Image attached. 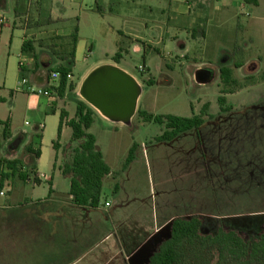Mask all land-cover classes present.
Masks as SVG:
<instances>
[{
	"label": "rangeland",
	"instance_id": "374dc122",
	"mask_svg": "<svg viewBox=\"0 0 264 264\" xmlns=\"http://www.w3.org/2000/svg\"><path fill=\"white\" fill-rule=\"evenodd\" d=\"M168 1L122 0L119 3L116 0L107 12L117 11L133 19L146 20L141 35L149 38L155 32L158 37L157 24L168 23L172 27ZM146 5L167 10L165 15H161ZM191 5L194 15L195 12H208L207 16L203 14L204 19L195 15V26L198 35L206 27L204 40L209 50L218 54L213 53L211 57L194 62L156 46L159 52L150 53L153 55L150 62L143 43H138L143 49L140 54L126 46L128 53L123 54L121 67H126L141 84L136 114L128 124L98 117L88 131L96 140V150L114 172L104 179L101 203L115 205V186L120 185L122 217L130 218L135 209L133 203L138 202L137 206L142 208L143 226L136 239L137 244L142 243L138 257L143 259L138 264H147L145 261L149 254L146 253L168 238L171 218L200 217L205 234L225 228L238 231L248 240L256 239L264 227V0H257V5L247 4L244 0H191ZM0 7L4 9L3 24L12 26L16 20V1L5 5L0 0ZM216 7L221 12L211 15ZM24 20L25 16L22 17ZM151 20H155L154 24ZM113 25L118 27L114 22ZM93 34L89 29L79 38L83 55L74 66L76 80L91 65L104 58L105 53H109L110 61H119L116 57L120 52L112 46H102L100 39L96 40L93 54L86 56L90 54L88 49L92 45ZM8 39V32L0 39V122L9 121L10 127L17 131L24 127L25 122L31 126L42 122L36 120L29 108L30 96L34 93L27 91V84L20 87L25 78L19 71L16 55L9 58ZM86 45H89L87 50ZM70 53L69 45L64 53L66 66L71 65ZM147 58L152 78L140 71ZM47 67L45 80L51 81L53 70ZM223 67L231 71V78L237 85L224 84L220 77ZM200 70L211 73L205 84L196 81ZM5 80L8 88L3 89ZM16 83L19 91L15 90ZM220 97L225 98L223 106H231L233 111L221 114ZM66 103L65 109L73 116L77 102L69 98ZM139 112L153 116L199 117L207 125L202 130L201 140L197 132L191 130L172 141L160 142L158 139L167 131L166 127L145 122ZM218 120L224 123L218 125ZM43 124L47 131L40 168L51 171L52 176L59 174V167L63 169L72 163L74 150L84 141H73L72 130L66 128L59 140L63 149L54 171L52 143L58 141V133L50 122ZM3 128L0 125V133ZM13 143L14 140L3 142V154L14 151L10 150ZM20 145L18 160L30 171L36 159L27 153L28 145L22 141L17 147ZM131 149L134 150V160L123 171ZM0 158L3 159L1 154ZM58 176L57 183L65 189L67 179ZM16 179L12 180V186ZM44 186L49 187V184ZM117 242L113 234L96 247L97 252ZM112 253L116 255L117 251L112 248ZM209 259L207 256L206 260ZM204 260L198 264H205L207 261ZM215 263L212 261L211 264Z\"/></svg>",
	"mask_w": 264,
	"mask_h": 264
},
{
	"label": "crops",
	"instance_id": "0c3cea01",
	"mask_svg": "<svg viewBox=\"0 0 264 264\" xmlns=\"http://www.w3.org/2000/svg\"><path fill=\"white\" fill-rule=\"evenodd\" d=\"M13 1L2 0L5 5ZM15 1L16 20L12 26L11 24L0 26V39L5 32H8V47L11 51L9 58L13 59L14 55L18 58L19 71H22L24 80L27 81V88L36 87L41 90H51L53 96L47 98L43 95H36V93L31 95L29 108L35 114L36 120L38 119L42 123L31 126L27 122L28 126L24 125L17 131L10 127L11 138L5 142L14 140L13 147L10 149L14 151L3 154L0 149L2 158L7 160H18L17 155L22 146L17 147L19 139H22L24 145H31L33 150H40L41 156L35 160V166L37 174L43 176L39 179V185L33 182L24 183L19 179L14 180L12 191L5 198H0V264H109L110 262L138 264L143 259L138 257L142 243L137 244V239L143 226L142 208L137 206L138 202L132 204L135 209L130 213V218L122 217L123 209L120 208L122 206V200H120L122 188L117 185L118 190L114 191V196H117L115 205L106 203L109 204L107 207L106 204L101 203L98 209L91 210L75 205L69 196L72 175H65L62 168L59 167V174L54 173L51 176V171L46 172L40 168L44 159L42 146L47 131L46 125L43 123L50 122L52 129L58 133L60 115L61 112H65L67 117L63 123L62 136L65 129L69 128L68 122L76 114L75 112L72 116L65 109L66 101L70 98L77 103L84 102L80 96V89L89 74L100 66L118 67L132 76L141 86L137 78L126 67H121L124 60L123 54L128 53L129 47L138 54L143 53V49L138 43H143L148 51H146V56H150V62L153 58L150 53L159 52L156 46L170 50L171 54H175L176 57L194 62L202 60L204 57L207 58L209 55L211 57L213 53L217 55L218 52L209 50L207 42L204 40L206 27L202 30V34L198 35L197 26H195V15L204 19L203 14L207 16L208 12H202L203 14L195 12L194 15L191 12L193 9L191 0H170L167 9L172 15V18L169 19L172 27H169L168 23L166 25L157 24L155 29L158 31V37L152 31L153 35L151 34L147 38L141 35L146 20L133 19V17H129L130 15L117 11L107 12V8L111 9L112 2L116 0ZM117 1L122 3V0ZM146 6L161 15H165L167 10L165 7L155 9L149 5ZM3 11L4 9L0 7V14L4 16ZM220 12L221 9L216 7L213 8L211 15ZM23 16H25L24 21H22ZM113 22L118 24V27L113 25ZM154 22L155 20H151L152 24ZM53 25L60 26L52 29ZM75 29L78 30V43L75 47L74 64L70 72L73 78L67 81L71 89L67 88L63 96L60 97L56 91L59 82L46 81L45 71L48 69L47 66L53 72L66 66L64 53L70 45V38L75 33ZM89 29L96 36L93 34L92 45L88 49L90 54L86 56L93 54L94 47L100 39L102 46H112L115 51L120 52L118 54L119 61L116 63L110 61L109 53H105L104 58L91 65L76 80L74 66L83 55L79 38ZM25 46L26 51L23 50ZM126 46H128L127 49H125ZM88 47L89 45H86V50ZM144 69L145 74L152 78L148 58L145 60ZM7 86V80H5L3 89L8 88ZM15 90L19 91L17 83ZM89 107L95 113L94 120L102 117L91 106ZM223 108L224 111L220 108L221 114L233 111L231 106ZM219 123L220 121L218 125ZM40 125L44 126L42 131L39 130ZM206 125L204 122L200 129V140L202 139V130ZM2 134L3 132L0 133V136ZM81 141L77 142L81 143ZM57 142L60 148L58 151L53 146L55 142L52 143V150L55 152L54 171L63 149L60 141ZM16 149L18 150L16 151ZM113 173L111 170V174ZM58 175L67 179L68 186L65 189H62L57 183ZM44 184H49V187H45ZM172 220L174 218L169 219V223H172ZM113 234L117 237L118 242L113 246H105L102 251L97 252L98 248L96 247L109 240ZM158 246L159 244L153 251L145 252L147 255L149 254L145 263H148ZM112 248L117 251L116 255L112 253ZM128 251L129 255H127Z\"/></svg>",
	"mask_w": 264,
	"mask_h": 264
},
{
	"label": "trees",
	"instance_id": "16d2710c",
	"mask_svg": "<svg viewBox=\"0 0 264 264\" xmlns=\"http://www.w3.org/2000/svg\"><path fill=\"white\" fill-rule=\"evenodd\" d=\"M247 4L257 5V0H244ZM78 30L70 38L71 65L60 67L57 72L61 79L56 91L60 97L65 90L71 89L67 84V75L70 74L74 64V52L78 43ZM23 50H27L26 46ZM119 56L116 57V60ZM22 73V71H21ZM220 77L225 85H237L231 78V71L225 67L220 69ZM152 84V81H149ZM221 110L225 105V98L220 97ZM2 101L0 100V103ZM139 116L147 123L164 125L167 131L158 139L160 142H169L179 135L191 130H195L200 136V129L204 125V120L199 117L179 118L175 116H153L145 112H139ZM94 111L84 102L77 103L75 118L68 122V127L72 130L73 141H84L74 150L72 163L65 166L62 172L65 175H72L70 182L69 196L75 205L85 209H98L101 204L104 179L111 174L110 168L103 161V156L96 150V140L88 131L94 123ZM67 114L61 112L60 125L58 130V141L61 137L64 120ZM4 126L3 134L0 136V149L3 142L11 138L9 121L0 122ZM22 139L18 140L21 143ZM54 148L58 151V142L54 143ZM13 147V144L12 146ZM27 153L34 159L41 156L40 150H33L32 146L27 147ZM134 150L131 149L129 156L123 166V171L134 160ZM23 165L20 160L0 159V177L2 182L6 179H19L27 183L32 176L33 183L40 184L36 177V166L30 171H22ZM118 186H115V191ZM209 256L210 259L206 260ZM205 259V260H204ZM207 261L205 264H264V227L256 239L248 240L238 231L218 228L215 233H203V220L200 217L177 218L170 226V234L166 240L159 244L147 264H198V261Z\"/></svg>",
	"mask_w": 264,
	"mask_h": 264
},
{
	"label": "water",
	"instance_id": "95a60500",
	"mask_svg": "<svg viewBox=\"0 0 264 264\" xmlns=\"http://www.w3.org/2000/svg\"><path fill=\"white\" fill-rule=\"evenodd\" d=\"M211 73L200 70L199 84L207 83ZM141 86L129 74L115 66L105 65L93 70L84 81L81 98L103 118L128 124L137 111Z\"/></svg>",
	"mask_w": 264,
	"mask_h": 264
},
{
	"label": "built area",
	"instance_id": "2783aa9c",
	"mask_svg": "<svg viewBox=\"0 0 264 264\" xmlns=\"http://www.w3.org/2000/svg\"><path fill=\"white\" fill-rule=\"evenodd\" d=\"M4 23V18H3V15L0 14V25H3ZM140 71L141 72H144V68H141L140 67ZM72 75L71 74H68L67 75V80L70 81L72 80ZM61 79V75L59 72H52L51 74V81L52 82H59ZM27 84V81L26 80H23L20 84V86H24ZM27 91L30 92V93H36V94H39V95H43L47 98H51L53 96V92L51 90H41V89H38L36 87H28L27 88ZM26 126H28L29 124L26 122L25 123ZM44 128L43 125H40L39 126V130L42 131ZM22 171H27L26 167L23 166L22 168ZM36 177L39 179H41L43 176H41L40 174H37ZM33 178L34 176L31 177V179L27 182V183H31L33 182ZM12 191V180L11 179H6L2 182V179L0 177V198H5L10 192ZM106 206L108 207L109 204H106Z\"/></svg>",
	"mask_w": 264,
	"mask_h": 264
}]
</instances>
